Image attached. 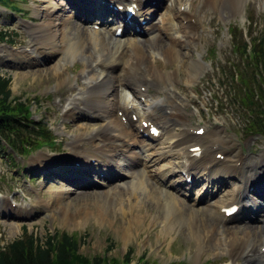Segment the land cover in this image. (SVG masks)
<instances>
[{"label":"rangeland","instance_id":"rangeland-1","mask_svg":"<svg viewBox=\"0 0 264 264\" xmlns=\"http://www.w3.org/2000/svg\"><path fill=\"white\" fill-rule=\"evenodd\" d=\"M46 1L48 0H18L16 5L22 11H13L0 6V35L6 36L5 41L0 39V75L10 77L12 96L29 102L33 118L44 120L56 135L58 142L53 150L35 149L32 153L25 155L14 153L11 149H0V244L7 245L24 236L26 231L42 240L56 232H68L82 240L80 253L89 259L101 256L117 259L120 264H248L246 254L235 256L234 253L229 252L226 238L221 234L214 239L220 240L226 246H218L216 241H209L206 243L207 247L201 249L195 236L190 232L188 221L186 224L177 219V212L172 207L148 197L143 190H137V193H133L132 190H123L111 196V200L108 201L105 191L118 185L130 184L131 170L137 171L143 168L140 164L128 162L124 167L127 173L121 169L123 172L118 173L121 175L119 179H117L118 175L112 172L114 169L112 167L111 175H116L112 179L116 177L113 180L118 181L107 184V181L99 176L101 171H103L102 174L109 175L106 169L98 168L97 173L92 172V175L78 173L72 169V173L75 172L73 179L78 181L67 179L66 182H62L57 175L51 174L56 172L55 170L51 168L50 171L34 161V158L39 155L52 157L53 165L68 170L69 168H66L68 161L64 163V159L72 154L73 144H80L79 137L76 135L82 131H93L102 123L101 117L92 114V111L85 107L86 95L90 91L88 82L98 73L95 64L96 52L90 47L83 55L70 58L62 51L56 52L52 49L50 52L48 48L44 49L42 44L37 45V42L33 41L35 34L32 33L35 26L48 18L44 11ZM184 1L187 2V0ZM55 2L62 6V9L61 7L56 9V13L62 16L61 18H75L74 20H79L81 25L93 29L91 25H84L82 20L72 17L75 4L67 5L65 0H55ZM168 2L171 5L173 0ZM194 2L197 4L198 0ZM96 3L100 4L98 1ZM164 5L161 4L156 9L158 18L154 23L157 26L163 22L160 14L164 10ZM174 7L178 11L179 1L175 2ZM240 7V12L234 15L222 7L221 1L218 0L215 7L208 6L203 13V32L205 33L200 41L197 39V46H194L188 38L182 39L183 46L179 47L182 58L185 60L190 55L203 62L205 71L201 78L188 83V70L178 65L177 61L167 63L161 57L160 51L154 48L155 50L152 51L155 57L151 59L152 62H147L149 72L154 66L162 69L164 73L177 70L179 72L173 84L163 83L160 86H152L142 81L149 89V101L157 100V95L164 96V93L159 90L162 87L175 95L183 105L189 116L185 125L174 123L173 120L166 118L174 133L188 131L189 127L196 135L194 129H198L196 127L199 126L210 130L209 135L192 139L189 145L199 142L209 144L218 138L224 142L220 150L233 152L226 154L225 160H228L227 164H234L238 168L235 173L224 175L223 169L213 172L216 165L211 171L198 176L197 181L204 177L199 183H192L189 186L184 182L185 178L180 175L178 159L173 160L175 166L168 167L166 171L168 175L180 177L183 180V188H187V196L184 197L186 202L196 207L205 206L219 192L225 193L232 190L236 181L234 184L231 182L235 179L236 173L239 174V178H242L243 175L240 174L245 172L246 178L250 177L251 172L255 170H248L245 165H241V161L233 162V160L244 158L249 154L259 155L264 149V140L259 139L258 136H252L249 131L250 126L247 121L250 108L240 101V98L244 99V95L240 90L239 98L237 83L234 80L240 66L236 63L241 60L235 45L244 40L251 42L264 39V0H243ZM36 8L41 9V14L35 13ZM97 22L94 21L95 24ZM177 22V26L186 24V21L181 19H177ZM101 24L108 29L100 30L111 29L109 23ZM136 35L138 36L136 38L141 39L142 42L149 37L134 34ZM113 38L119 39L116 36ZM164 41L165 44L171 43L169 37H165ZM35 49L45 52L42 56H38L37 53H33ZM23 51L31 53L33 58L27 59L19 54L13 55V52ZM61 63H64L63 74L58 78L54 69L62 66ZM87 65L91 66L87 67ZM139 77L142 78V75ZM126 92L130 101L145 108L142 112H146L147 106L143 103L144 101L134 95L132 90L127 89ZM74 97H81V100L76 105L77 109L69 112L70 103ZM254 105L255 102L252 107ZM158 112L161 116L165 115L163 109ZM119 116L121 117L122 113ZM170 116L173 117V115ZM142 119L141 117L139 121ZM156 122L167 131L163 119ZM225 141L227 147H224ZM100 144L101 141L98 138L91 141L84 139L83 148L90 149ZM80 151L81 154L84 153ZM234 153L236 157L230 158L229 156ZM11 154H14L15 158ZM60 156L63 157L59 158ZM103 158L105 157L101 156L100 160H96L90 157L89 163L95 160L101 167L105 166L106 160ZM108 158L113 162H125L124 159L129 161L121 151H118L116 156L110 154ZM80 161L89 165L85 160ZM94 166L92 165L90 169ZM31 169L35 172L33 173ZM42 170L46 173V177L39 173ZM221 177L227 179L224 181ZM208 179L213 182H206L205 180ZM154 183L160 188L165 186V183L159 181ZM245 186L249 191V186ZM98 202L103 204L101 212ZM44 203L47 205L44 206ZM259 205L262 207V212L259 207L247 212L242 208V212L235 216L237 218L226 219L221 228L224 225V227L241 230L247 223L253 227L263 225L264 201L258 202ZM251 216L256 218H248ZM210 218L214 219L211 216ZM136 219L139 220L138 223L135 222ZM125 228L129 230L128 237L125 236ZM258 236L255 241L249 240L253 242L247 245H254L258 251H261L260 244L264 242L258 241ZM248 247L247 250L252 248V246ZM128 254H131L129 258Z\"/></svg>","mask_w":264,"mask_h":264},{"label":"bare ground","instance_id":"bare-ground-1","mask_svg":"<svg viewBox=\"0 0 264 264\" xmlns=\"http://www.w3.org/2000/svg\"><path fill=\"white\" fill-rule=\"evenodd\" d=\"M96 1L100 4H97ZM152 1L85 0V3L93 9H85L80 3L75 4L73 12L76 18L85 17L87 19L86 21H90L94 16L104 17L105 15L102 21L104 24H111L106 20L107 16L113 17V21L115 20L114 25L123 23L125 30L119 39L113 38V36H116L115 32L118 25L108 31L90 29L89 27L81 25L78 22L79 20H74L75 18H61L62 16L56 13V9L60 7L59 3L55 2V0L46 1L47 4L44 11L48 18L39 24L37 23L34 32H31L33 35L35 34L33 41H36L37 45L42 44L43 48H48L50 52H52V49L56 52L62 51L70 58H77V56L83 55L86 51L88 52L90 47L96 51L97 55L95 64L98 73L96 76L91 77L88 82L90 91L86 95L85 107L91 110L92 114L101 117L102 123L93 131H82L79 135H76L79 137L78 142L80 144H73L72 156L64 159V163L68 161L66 168H71L69 162H81L80 160H85L86 163H89L90 157L100 160L101 156H103L105 157L103 160H106V162L102 168L108 169V172H111L112 167L115 166L122 169L124 167L122 164L108 160L110 154L116 156L118 151H121L128 158L129 163L140 164L143 168L137 171L131 170L130 175L132 176V181L130 184L118 185L105 191L108 201L111 200V196L123 190H132L133 193H137V190H143L148 197L165 206L169 205L172 207L177 212V219L185 223L188 221L190 232L195 236L201 249L207 247L206 243L209 241H216L218 246H226L220 240L214 239L218 234H221L226 238L230 253H234L235 256L236 254H241V256L246 254L248 264H264V252L262 251L264 249V243L260 244L261 251H258L254 245H247V243H252L257 240V235H259L258 241L264 242L262 241L264 240V223L256 227L247 223L241 230L238 228L236 230L226 226L224 227V225L221 228L224 221L229 219L225 214V209L233 204L240 205L239 212L232 216L234 218H237L235 216H238L242 212V208H244L245 212L252 211L256 207L261 208V212L263 211L262 207L260 205L258 206V202L260 203L261 200L264 201V198L258 201L255 196H257V189L260 188L263 181L264 170L259 173L251 172V178H246V172L243 173L242 178L238 182H235L232 190L226 191L225 193L219 192L217 196L211 198L203 207L188 204L184 198L187 196V188L181 187L182 179L168 175L166 172L170 165L175 166L173 160L178 159L177 166H179L180 175L185 179L192 175L193 179L196 178L197 180L199 175L202 176V173L211 171L216 165L213 172L223 169L222 171L224 173L231 174L238 168L234 164H227L228 160H225L226 155L223 160L220 159L219 161L215 157L219 152L216 150L222 149L224 144L221 139L217 138L211 142L212 144L199 142L189 145L192 139L200 137L194 136L190 132V129L188 131L184 130L182 133H174L166 118L174 120V123L185 125V121L189 120V116L183 105L175 95L162 87L159 90L164 93V96L157 95V100L152 99V101H149V89L142 83V81H146L152 86H160L163 83L173 84L179 72L177 70L166 71L167 73H164L162 69L156 66L149 72L147 70V62H152L151 59L155 57L152 50L155 49L160 51L161 57L167 63L177 61L178 65L188 70V83L195 81L197 78H201L202 73L205 71L203 69V62L199 59L192 58L190 55L188 57L186 56L187 59L184 60L179 47L183 46L182 39L184 38L190 39L191 43L197 46V42L200 41L202 35L205 33L201 31L204 28L203 13L207 10L208 6L215 7L218 0H198L197 4L194 2L195 0H187L185 3L188 4L187 7L183 10L178 9V11L175 10V2L179 1V6H182L184 5V0H173L171 5H164V10L161 11L160 15L163 20L161 26H157L151 22L148 16H155L157 7L165 4V0L164 2L158 0L155 5L148 6L147 3ZM220 1L222 7L236 15L240 12L242 7V5L240 7V3L243 0ZM134 3L138 5L137 17L124 20L125 16L123 15V11ZM113 5H116L117 8L123 5L122 10H120V7L117 10V12L122 14V20L118 14L112 15L113 12H116ZM35 13L41 14V9L36 8ZM146 18L148 20L146 23L149 25V28L145 35H149V37L142 42L141 39L134 36L136 29L133 26L136 21ZM177 19L186 21V24L183 23L181 26H177ZM160 36L164 39L165 37H169L171 43L165 44L164 39H161ZM43 52L45 51L35 49L33 53L42 56ZM16 54L27 59L33 58L32 54L28 51L20 53L13 52V55ZM89 62L91 61L89 60ZM63 64L54 69L55 75L58 78L63 74ZM152 65L154 64L152 63ZM90 66L87 65V67ZM139 75H142V78ZM127 89L132 90L134 95L146 98V112H142L145 108H141L140 105L130 101L129 97H127ZM80 100L81 97H74L72 99L69 112L77 109L76 105H78ZM162 109L165 113L164 116H161L158 112L159 110L162 111ZM120 112H123L121 117L119 116ZM134 115L141 116L143 119L140 122L138 120L135 121ZM170 115H173V117ZM160 119L164 120L167 131L156 122ZM144 121H149L151 124L157 126L160 129V133L154 137V135L149 133L150 127H144ZM209 131L207 130L204 136L209 135ZM96 138L101 141L100 145H94L90 149L83 148L84 139L91 141ZM196 146H200V153L194 149ZM80 150L84 153L81 154ZM229 157H236V153ZM262 157H264V151H262L259 158ZM246 159L239 158L233 160V162L241 161L242 164L246 162ZM34 161L50 171V166L54 162L52 157H46L44 155L35 157ZM250 162L252 165H256L257 163L253 158L250 159ZM81 164L83 163L81 162ZM83 165V169L79 172L89 174V169L92 164ZM69 169L66 170L65 168L58 167L56 172L69 173ZM120 177L121 175H118L117 179ZM73 181L77 182L78 180L73 179ZM155 181L165 183L167 187L160 188L154 183ZM79 183L81 184V182ZM245 185L247 187L249 186L250 192L246 189ZM112 190L115 191L113 192ZM98 204L100 205L99 211L101 212L103 204L101 205V202H98ZM45 205L47 203H44ZM245 214L248 215L247 213ZM210 216L214 219H211ZM135 222L138 223L139 220L136 219ZM125 231V236L128 237L129 230L125 228ZM248 246H252V248L247 250L249 248ZM241 247L244 249H241Z\"/></svg>","mask_w":264,"mask_h":264},{"label":"trees","instance_id":"trees-1","mask_svg":"<svg viewBox=\"0 0 264 264\" xmlns=\"http://www.w3.org/2000/svg\"><path fill=\"white\" fill-rule=\"evenodd\" d=\"M17 1L0 0V4L22 11L16 5ZM0 39L4 40L5 36L1 34ZM238 47L246 55L240 79L247 84L253 75L255 80L261 78L264 81V39L253 41L252 46L244 40L238 42ZM10 80L9 76L0 75V149H11L23 155L44 147L53 149L57 142L50 126L42 119L33 118L29 102L12 96ZM261 104L262 109L253 121V130L264 134V95ZM11 156L14 158L13 154ZM80 241L68 232H56L42 240L26 231L21 238L5 246L0 244V264H120L117 259L101 256L87 258L80 253Z\"/></svg>","mask_w":264,"mask_h":264}]
</instances>
